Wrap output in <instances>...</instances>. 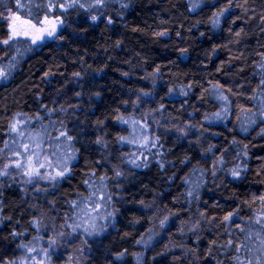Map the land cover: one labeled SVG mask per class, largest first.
Here are the masks:
<instances>
[{"label":"trees","instance_id":"1","mask_svg":"<svg viewBox=\"0 0 264 264\" xmlns=\"http://www.w3.org/2000/svg\"><path fill=\"white\" fill-rule=\"evenodd\" d=\"M16 130L68 173L44 205L0 178V264L100 197L88 264H264V0H0L1 152Z\"/></svg>","mask_w":264,"mask_h":264},{"label":"rangeland","instance_id":"2","mask_svg":"<svg viewBox=\"0 0 264 264\" xmlns=\"http://www.w3.org/2000/svg\"><path fill=\"white\" fill-rule=\"evenodd\" d=\"M64 27L57 20L32 25L10 16L9 42L23 39L40 47L57 40ZM158 80V77H153L152 84L155 88L162 83ZM148 118L154 121L157 116L152 114ZM144 125L133 126L132 129L136 131L133 135L142 136ZM13 140L14 147L8 152L0 151L3 162L0 178L17 181L30 197L38 199L44 205L48 202L50 193L66 178L68 172L65 167L69 162V152L64 144H55L51 148L50 144L42 142L39 135L28 131L16 130ZM102 201L103 197L92 200L85 209L76 212L69 223H57L51 213L45 215V218H39L38 240L28 247L21 260L10 264H88L87 237L107 231L103 226L106 221L103 207H106H102Z\"/></svg>","mask_w":264,"mask_h":264},{"label":"water","instance_id":"3","mask_svg":"<svg viewBox=\"0 0 264 264\" xmlns=\"http://www.w3.org/2000/svg\"><path fill=\"white\" fill-rule=\"evenodd\" d=\"M17 21H19V19H16ZM26 26L28 25L27 23L25 24Z\"/></svg>","mask_w":264,"mask_h":264}]
</instances>
